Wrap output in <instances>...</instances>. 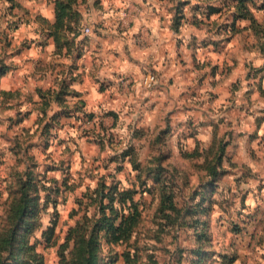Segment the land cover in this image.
<instances>
[{
  "label": "rangeland",
  "instance_id": "374dc122",
  "mask_svg": "<svg viewBox=\"0 0 264 264\" xmlns=\"http://www.w3.org/2000/svg\"><path fill=\"white\" fill-rule=\"evenodd\" d=\"M45 2L0 0V19L16 32L46 19L32 7ZM146 2L147 19H190L195 65L219 71L216 90L191 87L207 120L186 121L191 148L163 140V125H129L94 146L79 136L91 122L62 121L71 116L53 115L38 91L21 102L20 116L0 119V264H88L75 255L87 247L94 264H264V0ZM90 5L104 10L103 0H78L71 19ZM112 207L138 210L127 236L115 231L120 219L106 222Z\"/></svg>",
  "mask_w": 264,
  "mask_h": 264
},
{
  "label": "crops",
  "instance_id": "0c3cea01",
  "mask_svg": "<svg viewBox=\"0 0 264 264\" xmlns=\"http://www.w3.org/2000/svg\"><path fill=\"white\" fill-rule=\"evenodd\" d=\"M103 3V12L97 13L90 5L84 19L68 21L75 30L63 29L56 35L54 0L33 5L46 19H36L35 15L26 19L23 22L26 24L16 32L10 28L13 26L7 22L9 19H0V67L6 68L0 75V119L7 122L9 114L17 118L19 103H35L38 90H51L63 93L58 97L60 100L56 99L58 94L54 95L51 113L70 112L71 117L62 121L74 120L83 125L91 122L88 125L91 129L81 128L79 136L83 140L93 138L94 146L96 140L111 134L123 137L119 130L129 125L142 126L148 133L163 125V140L172 137L173 143L183 142L191 148V136L183 133L189 131L186 121L191 116L197 121L207 120L205 107L191 104V87L202 93L220 85L218 70L213 73L208 64L195 65L187 40L191 36V20L175 30L174 19H154V16L147 19L150 16L141 10L148 3L146 0H103ZM21 4L25 7L30 3ZM86 27L92 29L88 35L84 33ZM211 58L207 61L213 64ZM147 70L157 75V83L151 89L142 84ZM231 80L233 76L226 80L228 86ZM3 92L9 94L4 96ZM228 95L231 92H224L222 96L226 97L221 99L225 101ZM78 101L85 106L76 108L74 104ZM62 103L71 106L65 108ZM31 110L27 109L25 120L28 128L35 123L36 113L30 114ZM75 129L78 127L72 130ZM206 129L209 130L206 133L211 132V122ZM134 141L137 142L136 137ZM103 144L109 149L105 141Z\"/></svg>",
  "mask_w": 264,
  "mask_h": 264
},
{
  "label": "trees",
  "instance_id": "16d2710c",
  "mask_svg": "<svg viewBox=\"0 0 264 264\" xmlns=\"http://www.w3.org/2000/svg\"><path fill=\"white\" fill-rule=\"evenodd\" d=\"M74 1V2H73ZM78 0H55V17L57 19L56 24H55V35L60 31V30H65L66 31H72L75 30L74 25H72L70 22L68 23L69 20L74 21V20H78V16L79 14L75 12L74 17L75 19H71V17H73V15L70 13V7H71V3H75ZM238 3H243L245 0H237ZM81 19V17H80ZM65 20L67 22H65ZM176 23V24H175ZM66 25V26H65ZM180 21H176V19H174V27L175 30H179L180 28ZM6 68L2 65L0 67V75L3 74L5 72ZM39 94H40V98L42 99V104H47L50 105V103L53 101V99H55L54 95L56 96L57 100H60L58 97L60 96V94L62 95V92H58L57 94L52 93L51 90L48 91H44V90H38ZM56 92V91H55ZM9 93L3 92L4 96H7ZM21 103H19L20 105ZM62 106L65 108H69L71 105H69L68 103H62ZM74 106H76V108H81L84 107L85 105H83L82 102L78 101V103L74 104ZM29 111L26 112V114H28ZM66 116H70V112L67 113H62ZM58 117L60 115H57ZM88 117V116H87ZM88 119H90V117H88ZM112 135V134H111ZM110 135V136H111ZM103 139V138H102ZM98 190V189H97ZM96 190V191H97ZM95 191V192H96ZM124 209V208H123ZM113 212L115 210H117V208L112 207ZM137 215H138V210L134 209V211H130L127 215H120L119 212L115 211V216L114 217H106V222L110 223L111 228H114L115 226V220L120 219L119 225L117 227H115V231L116 232H120V236H127L130 231L133 229V226L135 225L136 219H137ZM88 249L85 250H81L78 251V253H76V257L77 258H81L85 261L88 262V264H94V262L92 261V259H94V253L93 250H91V247H87ZM90 261V262H89Z\"/></svg>",
  "mask_w": 264,
  "mask_h": 264
},
{
  "label": "built area",
  "instance_id": "2783aa9c",
  "mask_svg": "<svg viewBox=\"0 0 264 264\" xmlns=\"http://www.w3.org/2000/svg\"><path fill=\"white\" fill-rule=\"evenodd\" d=\"M92 31L90 27L84 29L85 34H89ZM157 83V75L153 71L147 70L142 80V84L145 88H152Z\"/></svg>",
  "mask_w": 264,
  "mask_h": 264
}]
</instances>
